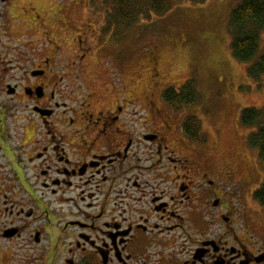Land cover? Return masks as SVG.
Returning a JSON list of instances; mask_svg holds the SVG:
<instances>
[{
    "label": "flooded vegetation",
    "instance_id": "obj_1",
    "mask_svg": "<svg viewBox=\"0 0 264 264\" xmlns=\"http://www.w3.org/2000/svg\"><path fill=\"white\" fill-rule=\"evenodd\" d=\"M93 2L0 0V264H264L251 172L213 170L182 86L129 92Z\"/></svg>",
    "mask_w": 264,
    "mask_h": 264
},
{
    "label": "rangeland",
    "instance_id": "obj_2",
    "mask_svg": "<svg viewBox=\"0 0 264 264\" xmlns=\"http://www.w3.org/2000/svg\"><path fill=\"white\" fill-rule=\"evenodd\" d=\"M103 2H93L99 24L107 20L110 9ZM238 2H178L162 16L140 13L130 27L118 30L115 26L102 39L110 37L119 44L120 57L125 61L123 83L142 103L146 95L158 93L159 82L182 86L186 94H193L189 116L199 121L201 134L192 141L208 150L215 172H251L250 182L242 186L244 202H248L254 200L255 190L264 181V163L258 149L248 145L254 128L241 126L240 113L252 107L264 111V87L247 74L250 65L264 55V30L256 56L249 63L238 62L231 52L228 30L230 13ZM99 59L100 64L95 66L101 68L107 59ZM91 67L89 64L87 70ZM114 77L121 82L118 72Z\"/></svg>",
    "mask_w": 264,
    "mask_h": 264
},
{
    "label": "trees",
    "instance_id": "obj_3",
    "mask_svg": "<svg viewBox=\"0 0 264 264\" xmlns=\"http://www.w3.org/2000/svg\"><path fill=\"white\" fill-rule=\"evenodd\" d=\"M182 1L193 0H104L103 3L110 8L107 12L105 31L109 32L115 26H118V30L130 27L140 13L162 16ZM228 21L231 52L238 62L249 63L258 53L260 35L264 30V0H239ZM247 74L256 84L264 87V55L250 65ZM181 93V104H189L195 100L193 94H186L184 89ZM168 95H175L173 89L165 93L164 97ZM240 123L241 126L254 128L248 136V145L258 149L259 159L264 163V111L254 107L244 108L240 113ZM181 128L186 136L193 140L201 134L199 121L192 116L186 118ZM253 199L264 207V181L255 190Z\"/></svg>",
    "mask_w": 264,
    "mask_h": 264
}]
</instances>
